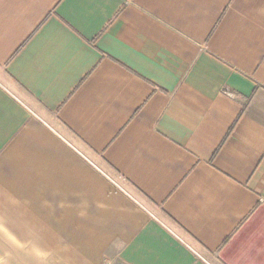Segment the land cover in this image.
Wrapping results in <instances>:
<instances>
[{"label": "crops", "instance_id": "obj_1", "mask_svg": "<svg viewBox=\"0 0 264 264\" xmlns=\"http://www.w3.org/2000/svg\"><path fill=\"white\" fill-rule=\"evenodd\" d=\"M0 264H264V0H0Z\"/></svg>", "mask_w": 264, "mask_h": 264}]
</instances>
